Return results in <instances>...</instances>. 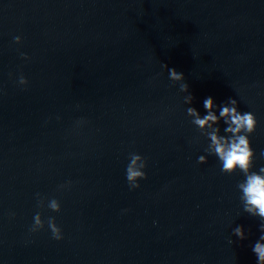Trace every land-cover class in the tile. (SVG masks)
Wrapping results in <instances>:
<instances>
[{
  "label": "water",
  "instance_id": "95a60500",
  "mask_svg": "<svg viewBox=\"0 0 264 264\" xmlns=\"http://www.w3.org/2000/svg\"><path fill=\"white\" fill-rule=\"evenodd\" d=\"M162 64L199 111L208 96L252 111L264 166V0H0V264H256L243 177L197 163L203 138ZM130 153L147 164L131 191Z\"/></svg>",
  "mask_w": 264,
  "mask_h": 264
},
{
  "label": "clouds",
  "instance_id": "9594fccd",
  "mask_svg": "<svg viewBox=\"0 0 264 264\" xmlns=\"http://www.w3.org/2000/svg\"><path fill=\"white\" fill-rule=\"evenodd\" d=\"M13 40L16 44L21 43V37L18 35L13 37ZM20 55L25 60L29 59L24 53ZM162 68L167 69L169 80L182 82L180 91L186 94L183 97V103L188 106L185 115L199 133L195 142L199 143L200 138H203V154L197 157V163L205 164L209 156H214L219 163V170L222 174L237 173L243 177L237 183L236 189L242 211L260 221L258 224L259 236L251 245V251L256 257V264H264V166L255 168L256 152L250 141V136L257 126L255 114L252 111L242 112L235 98L229 97L226 101L217 104L212 96L203 100L204 111L201 112L192 106L193 96L189 92L188 84L184 82L183 73L168 67L166 64H162ZM17 83L20 86H26L28 80L21 74ZM259 157L264 159V150L260 151ZM146 166V159L142 155L139 153L129 154L124 175L130 191L139 188V182L147 178ZM59 187L62 188L64 185ZM36 195L37 206L39 208L45 207V202L40 194L37 193ZM46 206L52 212L60 211V203L55 198L49 199ZM32 220L29 228L30 233L44 229L45 220L40 212H36ZM46 223L52 239L62 240L63 232L56 224L55 218L48 217ZM231 235L236 237L238 241L247 239L243 225L237 224L233 227ZM228 242L233 243L231 239Z\"/></svg>",
  "mask_w": 264,
  "mask_h": 264
}]
</instances>
